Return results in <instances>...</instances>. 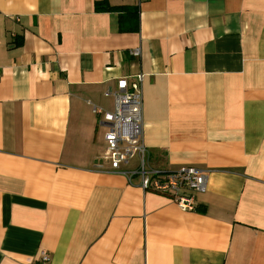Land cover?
Returning a JSON list of instances; mask_svg holds the SVG:
<instances>
[{"label":"crops","instance_id":"crops-1","mask_svg":"<svg viewBox=\"0 0 264 264\" xmlns=\"http://www.w3.org/2000/svg\"><path fill=\"white\" fill-rule=\"evenodd\" d=\"M106 1L0 0V264H264V0ZM139 72L151 164L208 170L193 210L103 160L94 105Z\"/></svg>","mask_w":264,"mask_h":264},{"label":"built area","instance_id":"built-area-1","mask_svg":"<svg viewBox=\"0 0 264 264\" xmlns=\"http://www.w3.org/2000/svg\"><path fill=\"white\" fill-rule=\"evenodd\" d=\"M131 54L140 56V48L132 49ZM143 80L142 72L131 80L120 77L114 88L105 91L106 96L113 97L114 108L106 110L94 105V111L101 117L100 122L108 126L103 160L109 163V171L124 174L129 181L133 175H138L144 191L168 195L183 210H193L196 194L207 190L208 170L186 164L167 170L151 164L144 141ZM134 159H138L136 168H123ZM96 166L104 169L103 161ZM42 258L48 260L44 253Z\"/></svg>","mask_w":264,"mask_h":264},{"label":"trees","instance_id":"trees-1","mask_svg":"<svg viewBox=\"0 0 264 264\" xmlns=\"http://www.w3.org/2000/svg\"><path fill=\"white\" fill-rule=\"evenodd\" d=\"M95 7H96L97 11H106V10L119 9V7H116V6H113V5L109 4L106 0H97Z\"/></svg>","mask_w":264,"mask_h":264}]
</instances>
